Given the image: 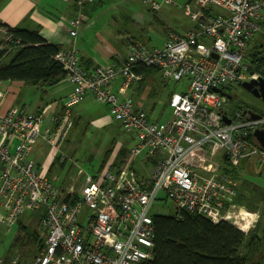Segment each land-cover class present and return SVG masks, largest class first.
I'll return each mask as SVG.
<instances>
[{"label": "built area", "instance_id": "obj_1", "mask_svg": "<svg viewBox=\"0 0 264 264\" xmlns=\"http://www.w3.org/2000/svg\"><path fill=\"white\" fill-rule=\"evenodd\" d=\"M94 1L74 0L70 36L86 22L85 8ZM144 2L154 12L164 4L179 6L175 0ZM187 3L193 7L185 11L190 26L169 31L161 46L127 41L121 64L87 70L74 47L58 50L54 59L72 84L62 110L47 114L48 105L39 111L3 110L0 104V223L10 228L25 212L41 214L44 241L32 264H147L154 246L149 209L160 192L177 217L194 213L213 223L227 221L244 233L255 226L258 213L233 201L236 180L213 171L209 162L222 151L233 166L251 158L264 165V148L249 139L264 116L252 119L237 110L231 117L226 105L232 83L260 76L243 61L249 39L260 29L264 0ZM0 34L11 39L3 26ZM138 64L155 68L162 78L187 82L185 90L170 95L171 116L165 121L149 120L128 96L129 87L143 78L134 68ZM116 79L119 93L110 86ZM87 92L134 133L131 157L156 159L148 176L138 177L126 164L118 172L105 168L97 176L87 174L79 192L72 184L61 190L29 157L38 139L60 150L73 125L69 107ZM237 208L242 212H233ZM17 262L15 256L8 264Z\"/></svg>", "mask_w": 264, "mask_h": 264}, {"label": "rangeland", "instance_id": "obj_2", "mask_svg": "<svg viewBox=\"0 0 264 264\" xmlns=\"http://www.w3.org/2000/svg\"><path fill=\"white\" fill-rule=\"evenodd\" d=\"M98 1L100 3L98 13L93 17L92 22H96L98 19L100 21L105 20L102 28L103 33H121L133 39H139L150 46H161L169 31L180 32L190 26V20L185 11L187 8L192 9L193 7L192 4L187 3V0H175L179 6L164 4L156 12L152 11L144 0ZM214 9L218 10V8ZM261 13L264 15V10ZM249 42L245 52L254 45H264V33L262 34L261 28L253 34ZM186 85L185 79L176 81L172 78H162L161 73L158 71L152 73V75L148 73L142 80L133 83L129 87L128 93L133 103L142 104V108L146 110L151 120L165 121L171 116L170 95L174 92L185 90ZM31 87L28 90H24L23 93L26 92V96L34 99L41 89L32 85ZM231 87H233L232 93H236L238 90L237 83L232 84ZM49 98L50 95L47 94L46 99ZM226 105L229 108L228 114L231 117L235 116L237 110L242 111L240 104L236 100H228ZM81 106H83V103L72 107L73 114L76 115V124L70 129L61 149L55 150L45 143H42L40 148L39 159L46 165L49 163L48 158L53 154L59 157L63 155L62 158L65 157L63 167H61L62 161H54L52 158V165H50L49 170L47 168V176L60 189L71 184L76 189H79V185L83 184L85 176L93 174L98 169L103 153L108 149L113 151L114 143L116 145L117 140L124 141L129 134L116 119L108 118L104 112L98 113L99 110L89 109V106H84V109L80 108ZM86 109L88 112H86ZM79 115L80 119L77 118ZM262 115H264V112H262ZM99 116L103 117L105 121L103 119L97 120ZM29 157H32L31 152ZM122 160L123 163L121 165L126 166L125 164L130 163L131 156L129 154L127 156L126 153ZM209 164L212 166L213 171L233 177L237 182V191H239V186L248 190L252 189L250 185L264 188L263 165L256 164L258 167L254 166L255 171L253 164H247L246 161L233 166L230 162L223 159L222 151H219ZM250 165L252 167H248ZM44 167L46 166L43 165ZM151 169L152 164H150L148 175ZM79 170L81 171L80 173ZM77 191L79 192L80 189ZM160 197L162 199L156 200L150 207L149 215H168L172 212V202L164 197L162 192H160ZM38 213V211L33 213L25 212L21 215L20 219L23 224L29 222V224L25 225L27 227L25 232L17 227L9 231L7 230L8 228L6 229L0 225V259L5 261L4 264H8L10 259L15 256L18 257L17 264L33 263V259L39 249H37V244L32 245L34 241H30L29 236L35 231V234L42 239L44 233L41 229V220H39L40 222L37 226V224L31 225L32 223L28 219L32 215L38 216ZM256 213H258L259 218V212ZM15 236L18 237L19 241L15 240L17 238Z\"/></svg>", "mask_w": 264, "mask_h": 264}, {"label": "trees", "instance_id": "obj_3", "mask_svg": "<svg viewBox=\"0 0 264 264\" xmlns=\"http://www.w3.org/2000/svg\"><path fill=\"white\" fill-rule=\"evenodd\" d=\"M0 26L5 27L11 37L9 41L2 37L0 39V82L22 81L47 90L66 78L65 71L54 59L56 52L61 49L60 45L47 42L38 29ZM259 26L263 34L264 15L259 19ZM243 63L248 71H256L264 76V45L250 47L245 52ZM134 68L143 74V78L148 73L152 75L158 72L155 68L141 64ZM249 139L256 143L252 135ZM125 154L126 151L119 152L114 166L123 163ZM110 155V149L103 153L94 176L103 169ZM56 161H59V156H56ZM250 186L251 190L239 186L233 200L249 212L260 214L255 226L247 233L227 221L213 223L194 213H183L181 217L173 214L151 215L154 246L153 258L147 264H264V188ZM30 236L35 238L37 249L40 250L42 239L37 237L35 231ZM16 239L19 241L18 237Z\"/></svg>", "mask_w": 264, "mask_h": 264}, {"label": "crops", "instance_id": "obj_4", "mask_svg": "<svg viewBox=\"0 0 264 264\" xmlns=\"http://www.w3.org/2000/svg\"><path fill=\"white\" fill-rule=\"evenodd\" d=\"M99 5H100L99 1L95 0L92 4H89L85 8V13L87 14V20L84 24H81L78 27L77 35L75 37H72L69 34L70 20L73 18L75 13L74 0H2L0 2V24H4L9 28H16V29H25V30L38 29L39 34L47 42L58 44L61 46V49H69L71 47H74L77 51L80 65L87 70H91L95 67L103 66L110 63L121 64L122 59L126 55L125 44L128 41V39H130L131 37L122 35L121 33H114V34L109 32L103 33L102 28L105 20L100 21V19H98L96 20V22H92L93 17H95L98 13ZM0 39H1V34H0ZM119 84H120L119 80L116 79L110 85L111 89L116 93H119L118 91ZM30 88L32 87L29 83H25L22 81L0 82L1 108L3 110L7 108H12L15 110L39 111L43 109L44 106L48 105L49 107L46 112L47 114L52 112H58L63 109L62 103L65 100V98L68 96V94H70L72 90V84L68 79L65 78L57 85L50 87L47 90H43L40 88L41 89L40 93L34 99H31V97L26 96V92L23 93L24 90H28ZM47 94L50 95L49 99H46ZM82 103L83 106L80 107L82 109H84L86 106H89V109L93 108L96 111L99 110L98 113L104 112L108 118L110 119L113 118L109 113V108L107 104L97 101L89 92H87L84 98L76 104H82ZM74 105L69 107L70 116L73 121L72 127L74 126V124H76V115L73 114V109H72ZM134 105L140 106L142 108L141 106L142 104L140 103H134ZM143 110L146 112L145 109ZM243 110L241 112H243ZM86 112H88L87 109ZM244 115L249 116L248 113ZM147 116L149 118L148 113ZM77 118L80 119V115L77 116ZM100 119L101 120L103 119V121H105L104 118L101 116L97 118V120ZM149 120L151 119L149 118ZM155 122H161V121H155ZM66 139L67 137L62 142L61 147L66 141ZM253 139L256 142V144H258L254 137ZM122 141L123 140H117L116 145L114 143L113 146L114 149L113 151H111V155L107 160L103 169L108 168L115 172H118L121 169L123 165H119V163L117 166H114L116 156H118L121 150L126 151L127 156L128 154L130 155L129 150L135 142L134 133L129 132L128 136L124 139L123 142ZM42 143L45 142L38 139L33 144L31 150V156H32L31 159L35 161L36 165L40 168V171L47 176V168L49 170L50 165H52V161L53 160L56 161V155L53 154L51 155V157L48 158L49 159L48 165L44 164L43 161L39 159L40 148L42 146ZM14 144H15V140L12 141L11 149H13ZM222 157L223 159L226 160L223 153H222ZM64 160L65 157L64 158H62L61 156L59 157V161H62L61 167H63ZM155 160L156 159L153 157H146V156L131 157L130 163L128 165L135 173H137L136 175L138 177L144 178L148 176V170L150 168V164L153 165L155 163ZM242 161H246L247 164L252 163L254 171H255L254 166L258 167L256 165L258 164V162L256 161L255 158L243 159L241 160V162ZM42 164L45 165L46 167L43 168ZM252 166L250 165L248 167H252ZM94 173L90 175L94 176ZM258 174H260V172H258ZM48 179L51 180L49 177ZM68 186L70 185H66L62 187L61 190H64ZM73 187L76 189L75 186ZM79 187H80L79 189H81L82 184L79 185ZM3 212H4L3 209L0 208V215H2ZM37 215L38 216L32 215V217L28 219L30 220V223H32L31 225L37 224L38 226V223L40 222L39 220H41V215L39 213ZM27 224H29V222L23 224L20 218L10 228L0 223V225L4 226L6 229L8 228L7 230L9 231L14 227H17L23 232H25V230L27 229V227L25 226ZM29 237H30V241L32 240L34 241V243H32L33 246L37 244L35 238H32V236ZM37 237L40 238L39 236ZM15 240L17 239L15 238ZM43 241H44V237L42 238V242ZM26 243L28 244V242ZM0 260L2 261V263L5 262L2 259Z\"/></svg>", "mask_w": 264, "mask_h": 264}, {"label": "water", "instance_id": "obj_5", "mask_svg": "<svg viewBox=\"0 0 264 264\" xmlns=\"http://www.w3.org/2000/svg\"><path fill=\"white\" fill-rule=\"evenodd\" d=\"M241 86L252 92L256 97H261L264 102V77L259 76L258 79H251L247 81H242ZM253 88V89H252ZM217 90V89H215ZM227 97H229L227 95ZM248 113L249 117L252 119H256L261 117V114H258L252 110L244 109L242 114ZM224 121L229 123V120L226 117H223ZM253 137L257 141V143L264 148V124L261 128H255L252 133Z\"/></svg>", "mask_w": 264, "mask_h": 264}, {"label": "flooded vegetation", "instance_id": "obj_6", "mask_svg": "<svg viewBox=\"0 0 264 264\" xmlns=\"http://www.w3.org/2000/svg\"><path fill=\"white\" fill-rule=\"evenodd\" d=\"M261 76V75H260ZM264 77V76H262ZM237 83L238 90L236 93H232V84ZM241 82H234L232 83L227 89L226 93L229 96L228 100H236L241 106V109H249L252 110L258 114L262 115V112H264V102L261 97H256L254 94H252L251 91L244 89L241 84ZM253 89V88H252ZM264 116V115H262Z\"/></svg>", "mask_w": 264, "mask_h": 264}, {"label": "bare ground", "instance_id": "obj_7", "mask_svg": "<svg viewBox=\"0 0 264 264\" xmlns=\"http://www.w3.org/2000/svg\"><path fill=\"white\" fill-rule=\"evenodd\" d=\"M233 212H235V213H236V212H238V213H241L242 211H241V210H239V208H237V209H236V210H234ZM233 212H232V213H233ZM230 213H231V212H230Z\"/></svg>", "mask_w": 264, "mask_h": 264}]
</instances>
